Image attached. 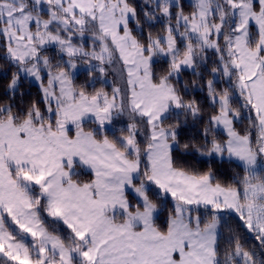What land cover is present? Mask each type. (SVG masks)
Wrapping results in <instances>:
<instances>
[{"label":"snow or ice","instance_id":"snow-or-ice-1","mask_svg":"<svg viewBox=\"0 0 264 264\" xmlns=\"http://www.w3.org/2000/svg\"><path fill=\"white\" fill-rule=\"evenodd\" d=\"M187 3L0 0L13 69L0 102V264H264V0ZM186 71L206 89V120ZM21 76L39 84L24 107L12 102ZM189 121L199 139L182 142ZM178 153L226 159L234 174Z\"/></svg>","mask_w":264,"mask_h":264},{"label":"trees","instance_id":"trees-1","mask_svg":"<svg viewBox=\"0 0 264 264\" xmlns=\"http://www.w3.org/2000/svg\"><path fill=\"white\" fill-rule=\"evenodd\" d=\"M135 3L140 4L142 3L140 0H135ZM185 9L188 10V3L187 0H185ZM156 29H159L162 27L161 25H156ZM3 56L2 51H0V57ZM210 57V62L211 59H214V57L209 53ZM156 70L159 72L167 67V62L162 60L158 64H156ZM13 69H11L5 60L0 58V102L2 101H7L9 99L10 93H8L7 85L9 83V80L11 78V72ZM77 81H80L81 83L85 82V75H81L80 77H76ZM210 78L207 73H205V80ZM197 79L194 77L191 73V71H186L182 74L181 76V86L184 84V82H188V92L185 94L186 98H191L195 97L198 101L201 102V104L204 106V111H205V120L207 118V114L213 111L211 106L209 105L206 97H207V92L206 89L204 91L198 90V88H193L191 82L193 80ZM226 85L224 84H219L217 87H224ZM96 87V85H95ZM91 91L90 89H88ZM20 93H23L21 96ZM39 97V87L34 84L29 82L27 79H23L19 83V88L18 91L15 95L14 100L12 101L19 107H24L27 104H29L33 99H37ZM247 122L245 121L243 124H237L236 127L238 129H241L245 127ZM202 124L200 122H196L195 125H193V122L189 121L188 126L184 127L181 130V140L182 142L191 138V137H196L199 139L198 136V130L201 128ZM117 135L119 132L116 133ZM221 136L224 134L221 132ZM177 158L181 160V162L186 165V166H191L192 168H195L200 171H206L209 167H211L217 174V176L222 179V180H229L231 176L234 174V169H235V164L234 163H229L226 159L221 162L219 158H213V159H208L206 157H200L194 153H189V154H183V153H178ZM90 178V173L88 172H81V175L79 176V179L81 180H87ZM171 204L168 203L166 207L160 212L159 218H158V223L161 224L162 226L164 225V221L166 220L167 217V208H170ZM229 224L232 226H236L238 224V221L235 217H232L229 219ZM223 232V238H222V243L223 240L227 239L228 232L226 229H222ZM241 234L246 240L248 246H253L256 245L258 242L255 241L254 237L248 234L246 231L241 229Z\"/></svg>","mask_w":264,"mask_h":264},{"label":"rangeland","instance_id":"rangeland-1","mask_svg":"<svg viewBox=\"0 0 264 264\" xmlns=\"http://www.w3.org/2000/svg\"><path fill=\"white\" fill-rule=\"evenodd\" d=\"M141 2H142V0H140ZM52 52H54V49H50V53H52ZM83 76V75H85V82L88 80V76H87V73H86V71H85V67L83 66V65H80L79 66V71L76 73V77H80V76ZM23 79H27V80H29V82H31V83H34V84H36L38 87H39V84H38V82L37 81H35L34 79H32V78H28V77H24V76H21V79H20V82L23 80ZM76 79H78V78H76ZM115 79H116V77L112 74V73H110L109 74V76L107 77V80H108V85H106V90H108L109 92H111V85H112V83L115 81ZM19 82V83H20ZM76 82V81H75ZM84 82V83H85ZM77 84H83V83H81L80 81H77L76 82ZM102 85L100 84V83H97L96 84V87L98 88V87H101ZM90 90H92V88H89ZM126 123V119H122L121 121H118L117 122V127H121V126H123L124 124ZM119 135V134H118ZM83 172H87V171H83ZM129 198H130V200H132L133 201V203L135 202V200L133 199V196H132V194H130V196H129ZM168 203H170L171 204V201L169 200V202Z\"/></svg>","mask_w":264,"mask_h":264}]
</instances>
